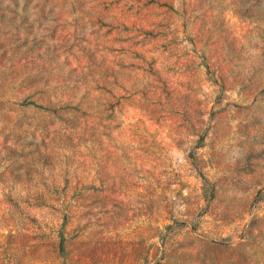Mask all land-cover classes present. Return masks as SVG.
<instances>
[{"label": "rangeland", "instance_id": "374dc122", "mask_svg": "<svg viewBox=\"0 0 264 264\" xmlns=\"http://www.w3.org/2000/svg\"><path fill=\"white\" fill-rule=\"evenodd\" d=\"M0 264H264V0H0Z\"/></svg>", "mask_w": 264, "mask_h": 264}, {"label": "trees", "instance_id": "16d2710c", "mask_svg": "<svg viewBox=\"0 0 264 264\" xmlns=\"http://www.w3.org/2000/svg\"><path fill=\"white\" fill-rule=\"evenodd\" d=\"M25 104L26 105H31V106L36 107V108H44L46 110L49 109V108H47L45 106H42L40 103H37L35 100H28V101H26Z\"/></svg>", "mask_w": 264, "mask_h": 264}]
</instances>
